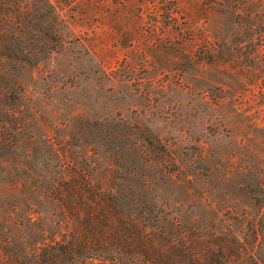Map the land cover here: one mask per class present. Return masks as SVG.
<instances>
[{"label": "rangeland", "instance_id": "rangeland-1", "mask_svg": "<svg viewBox=\"0 0 264 264\" xmlns=\"http://www.w3.org/2000/svg\"><path fill=\"white\" fill-rule=\"evenodd\" d=\"M21 4L13 115L0 111L12 127L0 129V245L27 257L60 240L50 191L71 164L140 190L166 221L242 233L226 218H251L247 189L264 182V0Z\"/></svg>", "mask_w": 264, "mask_h": 264}, {"label": "trees", "instance_id": "trees-1", "mask_svg": "<svg viewBox=\"0 0 264 264\" xmlns=\"http://www.w3.org/2000/svg\"><path fill=\"white\" fill-rule=\"evenodd\" d=\"M22 1L0 0V111L9 119L16 94L8 80L14 30L27 16ZM9 119H0L1 130L12 129ZM68 169L50 191L66 219L60 240L36 247L27 257L3 243L0 264H264V182L247 189L256 208L251 218H226L243 226L236 235L229 224L222 230L181 227L144 204L140 190L120 194L105 186V176L94 182L90 166Z\"/></svg>", "mask_w": 264, "mask_h": 264}]
</instances>
